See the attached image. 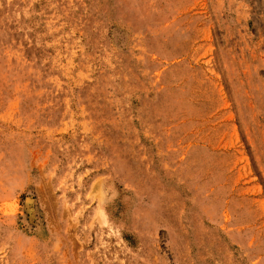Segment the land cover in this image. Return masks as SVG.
<instances>
[{
  "label": "rangeland",
  "instance_id": "1",
  "mask_svg": "<svg viewBox=\"0 0 264 264\" xmlns=\"http://www.w3.org/2000/svg\"><path fill=\"white\" fill-rule=\"evenodd\" d=\"M0 264H264V0H0Z\"/></svg>",
  "mask_w": 264,
  "mask_h": 264
}]
</instances>
